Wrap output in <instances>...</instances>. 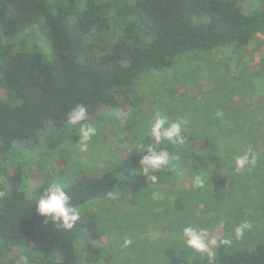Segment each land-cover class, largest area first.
<instances>
[{"label":"trees","instance_id":"1","mask_svg":"<svg viewBox=\"0 0 264 264\" xmlns=\"http://www.w3.org/2000/svg\"><path fill=\"white\" fill-rule=\"evenodd\" d=\"M258 3L260 9L247 14L241 0H0V161L27 142L37 145L46 126L67 139L78 138L80 124L65 122L77 104L88 110L89 119L82 123L93 126L100 109L112 113L140 100L134 84L150 72L184 57L205 60L210 56L206 53L225 46L240 53L253 37L264 35V0ZM29 29L38 33L41 47L20 38ZM260 104L257 113L235 114L243 119L238 143L247 146L240 149L250 158H264ZM207 130L181 131L182 143L155 144L134 135V150L111 169L73 178L64 185L79 210L71 228L37 214L35 203L49 184L26 192L19 161L12 173L2 168L0 264H20L21 257L25 264H86L90 255L83 254L96 251L98 231L84 205L107 202L124 182L145 186L139 161L146 151H138L139 145L169 152V164L154 171L155 176L184 172L221 187L223 173L236 167L223 162L219 147L228 148L222 141L214 145ZM194 138L202 140L198 148L187 142ZM213 264H264V244L223 255Z\"/></svg>","mask_w":264,"mask_h":264},{"label":"rangeland","instance_id":"2","mask_svg":"<svg viewBox=\"0 0 264 264\" xmlns=\"http://www.w3.org/2000/svg\"><path fill=\"white\" fill-rule=\"evenodd\" d=\"M258 1L241 0L247 14L260 9ZM20 38L36 44L41 40L34 29ZM207 54L205 60L184 57L164 70L143 74L133 92L140 100L134 98L112 113L106 108L97 112L93 125L97 134L87 151H80L79 137L67 139L46 126L37 136V145L30 141L20 146L21 151L10 153L0 161V171L4 167L16 171L19 161L26 192L43 182L64 186L83 173L111 169L134 150V135L152 140L150 129L157 116L166 120L165 127L181 122V131L187 134L208 129L206 134L214 145L219 147L222 141L223 148L229 149L219 147L223 162L235 167L233 157L243 155L240 147L247 148L238 143L243 119L235 114L252 115L260 111V101L264 104V35L257 34L238 54L231 46ZM227 115L231 120H224ZM194 139L187 142L198 148L202 140ZM253 159L254 163L239 172H224L221 187L202 176V184L196 186L197 176L184 172H162L158 177L153 173L155 179L147 177L145 186H131V181L116 186L113 198L102 206L85 204L98 231L96 251L83 254L90 255L86 264H207L191 249L181 250L182 230L189 225L207 229L210 238L230 240L217 248L213 263L223 255L264 244V158ZM242 223L250 228L237 238L234 229Z\"/></svg>","mask_w":264,"mask_h":264},{"label":"clouds","instance_id":"3","mask_svg":"<svg viewBox=\"0 0 264 264\" xmlns=\"http://www.w3.org/2000/svg\"><path fill=\"white\" fill-rule=\"evenodd\" d=\"M89 119L88 110L83 104H77L66 113V123L68 125L80 124V134L78 143L80 151L85 152L89 148V142L97 134L96 128L92 125L82 123ZM166 120L157 116L151 125L150 135L155 144H161L165 141L173 143L183 142L181 135V122H171L165 127ZM139 145V144H137ZM138 151L145 152L142 155L139 164L141 173L145 177H149L154 171L167 166L171 159L167 150L161 149L156 151L152 146H146L141 149L140 145ZM254 159L249 157L248 153L238 155L235 157V167L237 171L245 169ZM155 179L154 176L151 177ZM201 177L197 176L195 185L202 184ZM71 195L66 193L65 188L58 182L53 181L46 188H44L42 195L35 203V210L38 215L43 216L46 220L54 223H60L65 228H71L75 221L79 218V210L71 204ZM220 227H224V223H220ZM250 228L248 223L237 225L234 229L237 238H240L244 230ZM183 246L182 249H191L192 254H200L202 259H206L207 264H213L217 255V248L224 244L230 243V240L210 238L209 232L205 228L197 230L194 226L189 225L182 230ZM26 257L20 258V264H25Z\"/></svg>","mask_w":264,"mask_h":264},{"label":"crops","instance_id":"4","mask_svg":"<svg viewBox=\"0 0 264 264\" xmlns=\"http://www.w3.org/2000/svg\"><path fill=\"white\" fill-rule=\"evenodd\" d=\"M258 35H260V34H258Z\"/></svg>","mask_w":264,"mask_h":264}]
</instances>
